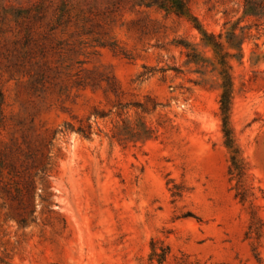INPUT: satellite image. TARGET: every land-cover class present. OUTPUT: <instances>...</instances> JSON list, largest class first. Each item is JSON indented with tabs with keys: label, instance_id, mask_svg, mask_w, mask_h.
<instances>
[{
	"label": "rangeland",
	"instance_id": "rangeland-1",
	"mask_svg": "<svg viewBox=\"0 0 264 264\" xmlns=\"http://www.w3.org/2000/svg\"><path fill=\"white\" fill-rule=\"evenodd\" d=\"M184 1L0 0V264H264V0Z\"/></svg>",
	"mask_w": 264,
	"mask_h": 264
},
{
	"label": "trees",
	"instance_id": "trees-1",
	"mask_svg": "<svg viewBox=\"0 0 264 264\" xmlns=\"http://www.w3.org/2000/svg\"><path fill=\"white\" fill-rule=\"evenodd\" d=\"M138 4L144 6H155L167 13L174 14L178 17L184 16L188 13V9L184 0H137ZM203 36V43L205 46L212 47L215 51L220 50V43L215 40L212 34H207L201 28L197 27ZM27 38L31 41V35L28 34ZM181 43V42H180ZM240 43V42H239ZM238 43V45H239ZM182 45V43H181ZM27 51H25L26 53ZM222 58V57H221ZM229 85L228 77L226 86ZM229 92H225L223 95V113L228 111L229 105ZM5 129V120L3 114V97L0 91V138ZM89 129V128H87ZM143 133L147 132V129L142 124ZM78 133H82L86 136L90 134L88 130L77 129ZM22 150L17 143L11 145H2L0 139V185L6 192H10L12 184L21 185V188H14L18 194L20 201L19 206L24 213L32 216L34 212L33 198H34V182L31 180V176L27 174V168L24 165V161L21 159ZM24 223V219L21 220ZM156 255V254H154ZM157 256V255H156ZM158 257V262L161 264L164 261L163 257ZM185 264V263H181Z\"/></svg>",
	"mask_w": 264,
	"mask_h": 264
}]
</instances>
